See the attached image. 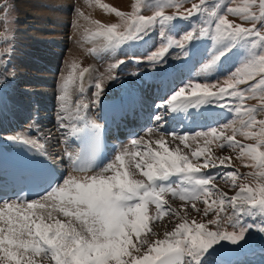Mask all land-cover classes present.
<instances>
[{
  "label": "snow or ice",
  "instance_id": "obj_1",
  "mask_svg": "<svg viewBox=\"0 0 264 264\" xmlns=\"http://www.w3.org/2000/svg\"><path fill=\"white\" fill-rule=\"evenodd\" d=\"M189 3L191 7L184 9ZM145 4L154 8L153 15L142 14ZM233 4L235 0L223 4L220 0H138L129 13L100 5L120 19L112 24L92 20L76 9L73 26L78 31L84 28L78 43L100 41L99 52L114 57L122 47L146 43L157 32L158 50L148 55L153 67L171 48L187 56L189 48L197 47L205 49V62L197 76L222 71L226 60L235 61V66L222 80L220 76L214 82L182 80L169 98L155 105L164 109L153 117L161 127L168 113H183L194 124H209L206 130L191 135L164 131L154 140L133 138L108 157L102 153L104 127L86 115L90 105L104 104L102 78L93 86L91 101L85 102L84 80L89 69L79 68L75 61L66 62V73L58 85V127L80 140L81 148L75 154H64L71 164L68 174L57 173L46 159H40L22 166L10 179L0 175V264H230L226 257L236 248L242 249L254 239L264 244V118H258L264 116V0ZM170 8L178 14L166 15ZM13 10L7 4L0 6V25L10 22ZM229 15L251 27L230 23ZM81 19L85 25L80 24ZM8 38L5 29L3 39ZM198 41L201 43H195ZM90 54L97 55L98 50L93 47ZM123 63L110 64L108 72ZM168 72V68L161 69L162 74ZM247 99L259 103L248 107ZM213 107L225 109L231 116L220 123L221 114L212 111ZM155 131L149 129L146 134ZM237 136L252 143H240ZM7 140L34 149L38 157L49 155L46 145L27 133ZM214 142L236 153L243 166L253 171L241 176L228 170L232 158H214L209 147ZM209 168L217 171H201ZM249 177L254 186L237 184L238 179ZM217 179L230 181L238 189L236 194L229 197L218 191ZM169 194L185 206H166L163 197ZM200 201L202 218L207 220L193 217L189 222L186 206L201 214ZM150 206L155 207L154 216L149 215ZM165 216L178 222L160 238L152 225Z\"/></svg>",
  "mask_w": 264,
  "mask_h": 264
},
{
  "label": "rangeland",
  "instance_id": "obj_2",
  "mask_svg": "<svg viewBox=\"0 0 264 264\" xmlns=\"http://www.w3.org/2000/svg\"><path fill=\"white\" fill-rule=\"evenodd\" d=\"M39 1V0H38ZM43 1V0H42ZM129 1V5L128 8L125 9L123 7H119L117 5H114L113 2L109 1V0H72V4L69 6V8L71 9H67L66 11L69 13H65L68 14L70 16V20L74 19V14L76 13V9L79 8L80 11L82 12H89V16L92 20H97L100 21L103 24H112V23H120V19L118 17H116L114 14L111 13H106L105 10L100 7V5H109L111 7H115L120 11H123L125 13H129L132 10V5L134 3H137L138 0H128ZM74 2V3H73ZM141 2H143V0H141ZM195 2L198 3V0H195ZM209 3H213L215 2V0H208ZM220 2L223 4L225 2V0H220ZM21 3V0H0V6L2 5H9L10 7H12L14 10L11 11L10 16H9V23L8 25H0V54H3V58L5 60L6 66H0V86L2 88V91L4 92L5 89L8 87V85L10 84V78H11V67L9 65V60L13 61L14 58L13 56L15 55H19L17 54L18 49L13 51V54L10 58L11 55V48L13 46V42L15 43L14 47H17V39L19 38L17 34L18 30L23 27V26H27L29 27L28 29L32 30L34 28V24L26 22L31 20V17H27L26 15H24V17L21 16V11H20V6L19 4ZM40 3V2H39ZM79 3V4H77ZM242 3V0H235V4L231 5V6H235L236 4H240ZM41 4V3H40ZM36 5V6H40ZM74 5V6H73ZM43 6V5H42ZM77 8H76V7ZM45 7V6H44ZM191 4H185L184 5V9L190 8ZM46 8V7H45ZM181 11H183V9H181ZM258 11V10H257ZM24 12V11H23ZM73 13V14H72ZM142 14L145 16H151L154 14V8H149L146 4L145 6L142 8ZM165 14L166 15H174V14H178L176 9H166L165 10ZM73 15V16H72ZM3 19V13H0V20ZM24 19V20H23ZM193 20L195 19V17L192 18ZM228 21L230 23L233 24H242L245 27H251L250 24H245L243 23L239 17H234L229 15L227 17ZM108 20V21H107ZM112 21V22H111ZM187 24V22H182ZM23 24V25H22ZM72 24V23H71ZM70 23L65 25L68 29L66 31V33L64 34V46H61L62 48H66L69 47L70 43L76 41V40H80L79 38L81 37V34L83 32H79V35L75 36V31L72 29H76V27H74L73 25H71ZM81 24V21H80ZM197 28L199 27V24L195 25ZM74 27V28H73ZM83 28V27H82ZM7 29L9 31V38L7 41H5L3 39V33L4 30ZM29 30V31H30ZM80 30V29H79ZM22 31V30H20ZM81 31V30H80ZM84 31V28H83ZM183 30H181L182 33ZM25 38V37H24ZM176 38H179V35H177ZM21 39V38H20ZM66 39V40H65ZM22 40V39H21ZM25 39H23L24 41ZM59 40L63 41L62 38H59ZM147 42H139L137 43L135 46L132 47H128V46H124L122 47V49L118 50L115 54V56L113 57L110 53L107 52H99V49L101 47V43L100 41H97L95 43V45L91 44V43H82L83 45H85L86 49H84V54L82 56L81 52L79 54V61L77 64L79 65V68H87L89 69L90 72L95 73V75H100L102 76V79H100L101 77H90L91 83L94 82V80H98L100 79V82L102 84V88L105 89H109L108 86H110L114 81L112 79H109L108 77L111 75V73H114L117 75L116 82L117 85L124 83L125 80H127L126 82H132L135 80H138L137 78H141V77H150L152 75L156 76L154 73L155 72H161L162 68H168L169 71H172L174 73V77H176L177 79L172 83V86L170 87L172 89V87L174 86V88H178L180 82L182 80H188V79H192L194 82H205V81H215L217 76H220L221 80L224 78V76L230 72L231 70L234 69L235 66V61L233 60H226L224 63V68L222 71L220 72H216V73H212L209 74L207 76L205 75H199L197 76V73L201 72V69L203 68V63L205 62L203 60V56L205 53V49L203 47H197L195 49H191L189 48L188 51V55H184L183 52L178 49V48H171L169 49V52L166 53L164 60L161 61L158 65H156L155 67H153L152 63L148 60V55L153 52L158 50V46H159V37H158V33L157 32H153L151 34L150 37L146 38ZM26 41V40H25ZM67 42V43H66ZM60 43V42H59ZM62 43V42H61ZM69 43V45L67 46V44ZM197 44H200L201 42H195ZM210 45V42H207ZM95 47L98 50V54L97 55H93L90 54V50ZM67 50V49H66ZM210 50V48H209ZM7 60V61H6ZM124 61L123 64H119L118 67L116 69H113L110 72V75L108 76L109 72H108V68L110 64L113 63H117V61ZM12 63V62H11ZM62 63V61H60V64ZM60 64H58V69L56 68V66L54 67H49L52 69H56V74L53 76H49L51 78V82H53L57 77L58 79L55 81L57 83V85H59V81L62 77V75H64L66 72L63 70L64 68H62L63 66H60ZM9 65V67H8ZM188 65H192V72H188ZM6 67V70H5ZM47 69L45 67L40 68L41 71L43 72H39L37 75H48L51 73H47V71H51V69ZM124 70V72H123ZM63 71V72H61ZM136 73H135V72ZM61 72V73H60ZM65 72V73H64ZM61 74L60 76L58 74ZM63 73V74H62ZM176 74V75H175ZM31 75V74H30ZM58 75L57 77H54ZM186 75V76H185ZM125 76V77H124ZM157 76H161V73H159ZM145 77V78H146ZM53 78V79H52ZM55 78V79H54ZM105 78V79H104ZM12 79V78H11ZM12 81V80H11ZM35 82V81H34ZM176 82H179L177 85ZM12 83V82H11ZM28 81L26 82H21L19 85V89H23V90H27L31 88L32 90H35L37 87V83L34 84H27ZM33 83V82H32ZM90 82L85 81L84 80V84L85 86H87ZM96 83V82H94ZM160 84V85H158ZM157 85L155 84V86L160 87L162 83H158ZM28 85V87H27ZM32 85L33 88H32ZM91 86V85H90ZM89 86V87H90ZM247 85H241V88L246 87ZM11 87V85H10ZM10 87L8 88V91L10 89ZM30 87V88H29ZM121 88V85L118 87ZM155 88V87H153ZM170 88L168 90H170ZM20 90V91H23ZM110 90V89H109ZM107 90L104 93V96H107L109 94H111V92H113L114 90L111 89V91ZM167 90V91H168ZM28 91V90H27ZM58 92V91H57ZM115 93H117V91H114ZM166 92V91H164ZM171 90L169 92H167L166 96L163 98V100H166V97L169 98V94H170ZM148 96V97H147ZM150 96V97H149ZM163 96L162 94H158L157 95H151V94H146V97L150 99H152V102L150 100V103H152L151 105L153 106L154 109V105L158 103H156L157 99H161ZM161 97V98H160ZM40 98V99H39ZM42 97H38L39 100H41ZM54 98L57 100V94L54 93ZM44 98H42L43 100ZM154 100V101H153ZM58 102V100H57ZM59 103V102H58ZM258 101L257 100H253V99H247L245 101V105L248 107H255L258 105ZM55 105V104H54ZM58 108V106H57ZM56 109V108H55ZM220 110V108H212V110ZM155 110H158L157 107ZM162 111H164V109H161ZM222 110V109H221ZM219 112H222V111ZM225 110V109H223ZM226 111V110H225ZM223 111V112H225ZM56 113L58 114V112L56 111ZM172 114V113H170ZM182 114V113H180ZM231 116V114H229V116H227L226 118L221 119L220 123L225 122L229 117ZM57 117V116H56ZM258 118H264V116L258 117ZM184 118H182L181 122L176 123L174 122V124H178L179 127H173V125H169V130L167 132L171 133V132H176L178 134H184V135H191L194 134L195 132L198 131H203L206 130L207 127L209 125L206 126V128H203L202 125H199V127H195V124L192 122L191 117H188L187 119L189 120V125L186 126L184 121ZM176 121V119H175ZM159 123V121H158ZM194 124V129H188L189 126H191V124ZM204 123V122H202ZM211 126H215V124H211ZM179 128V129H178ZM141 131L139 130H135L134 132H139ZM160 134L163 133V131H159L157 130ZM146 132H148V130H146L145 132H143L140 137L142 135H144V139L145 140H149V139H157L159 134L156 133H152L151 135H147L145 134ZM226 134H231L230 131L227 132ZM134 136V135H133ZM167 139H170V137H166ZM236 140L239 141L240 143H252V141L245 139L242 136H237ZM124 145V147H126L125 142L122 143ZM203 145V142L201 141V146ZM153 147H155V145H152ZM183 147V146H181ZM193 147H195V145H193ZM210 149H211V155L215 158V157H224V156H230L231 159V168L228 170H236L238 171L241 176H244L248 173H251L253 171V169L248 168L243 166L242 162L240 159H237V154L228 150V149H221L219 147H217L216 143H212L211 145H209ZM184 151H187L186 149ZM245 163H247V161H245ZM211 169V168H209ZM203 173H209V171H206L207 169H201ZM212 172L217 171V169H211ZM247 183L249 185L254 186V181L251 179V177H249L247 180H242V179H238L237 180V184H244ZM215 186L216 189L220 192H224L227 194V196L231 197L233 195L236 194V191L238 189H233L231 186V182L229 181L228 183H225L224 181L217 179L215 181ZM182 206H185L184 203L179 202V201H173L172 203V207L175 209H180ZM189 209V215H188V220L189 222H191V220L193 219V217H195L197 219V221L203 222L207 220V217H203L202 218V210H203V202H197V207L201 209V214H197L195 212H192L190 210L191 206L187 205L186 206ZM150 216H152L151 214H149ZM211 215V213H210ZM178 221L176 220L175 217L169 218L167 216L163 217L162 220L156 222L155 224L152 225L153 230L156 231L159 234L160 238H163V233L166 230H172V228L174 227L175 223H177ZM212 227V226H210ZM229 231H231V228H228ZM151 239H155V237H150ZM252 244H254L253 246H251ZM230 247H235V246H230ZM255 247V248H254ZM248 248V245H246L244 248H236L235 251L233 252H241L244 249ZM245 249V250H246ZM264 252V244H261V242L258 239H254L251 241L249 248L247 249V251L245 252V258H243L242 256L237 257L236 258V262L235 259L233 258V264H260V261L264 260V255L261 256V254H263ZM247 254H249L250 258H246ZM252 255V256H251ZM254 256V257H253Z\"/></svg>",
  "mask_w": 264,
  "mask_h": 264
},
{
  "label": "bare ground",
  "instance_id": "obj_3",
  "mask_svg": "<svg viewBox=\"0 0 264 264\" xmlns=\"http://www.w3.org/2000/svg\"><path fill=\"white\" fill-rule=\"evenodd\" d=\"M109 1L113 2L114 5L123 7L125 9H127L129 5L128 0ZM39 4L40 6H36ZM71 4L72 0H21V3L19 4V8L22 13L21 16L24 17V15H26L27 17H31L32 19L26 22L34 24V28L30 30L28 29L29 27L23 26L18 30L17 34H19V38L16 41L18 47L17 54L19 55L13 56L14 60L11 63L13 67L11 87L6 94L0 93V97H2V103H0V133L3 134L4 137H6L7 134H12L14 132H22L23 134H25L27 133L26 131L29 130L30 125H32L31 128H37L38 132L36 136L38 137V139L46 138L45 141L48 139L47 136H54V138H56V135H58V130L61 132L64 131L67 134V129H60L58 127V114L56 113V111L58 112L57 106L59 103L54 98V93L58 95V85L55 81L58 79L57 76H60V73L63 71L54 76L57 78H54L55 80L51 82L50 77L55 75L57 70L49 67L56 66L57 68L58 64H60V61H62L60 66H63L62 68H64L63 70L66 72V62L75 61L76 63H80L78 59L79 54L81 52L83 56V51L84 49H86L85 45H83L82 43H78L79 40L70 43V45L68 43L67 46L69 45V47H61L64 46V34L68 29L65 25L69 23H72L71 25H74L77 20V12L74 14L75 18L73 20H70V16L68 15L69 13L66 11L67 9H71L69 8ZM84 14L85 16L90 17L88 11L84 12ZM80 21L81 25L86 24V21H84L83 19H81ZM73 30L75 31V36L79 35V32H83L82 27L80 28L81 31H78L77 28L72 29V31ZM59 38H62L63 41L59 40ZM23 39H25L26 41H23ZM40 61L41 64H39ZM43 67L51 69V71H47V73L51 74L37 75L41 71L40 68ZM145 77H139L137 78L138 80L132 82H126L127 80H129L127 79L124 81V83L117 85V87L121 85L122 90L125 87H128V89L125 91L126 95L131 96L132 93H134L139 98L138 104L140 106V111L135 113L137 120L130 121V125L128 126L129 131H131L130 136H133L135 133L134 131L139 130V128L145 124L147 118L152 120L153 115L156 114L153 106L151 105L152 103H150V100L152 102V99L149 100V98H147L148 96L146 97V94L148 93L158 96L159 93L162 94L164 93V91H167L172 86V83L177 79L174 76H170L165 80V77L161 78V76L152 75L150 77ZM26 81H28L27 84L37 83L36 89L32 91L30 87V89H27L28 91L19 89V84ZM158 83H162L161 88H157V86H155V84L157 85ZM34 85H32V88ZM84 87L85 102H90L94 88H90L88 85L85 86V84ZM109 91H111V89ZM114 91L111 92V94L102 97L104 101L102 107H91L90 105L89 110L86 114L89 121H96L97 117H100L102 115L107 101L118 96V93H115ZM38 97H42L44 99L42 100L41 98V100H39L40 98L38 99ZM72 99L73 102H75L77 97L73 95ZM134 106L135 104H133L132 102H129L128 105H126V107L122 111L123 122L125 121L124 119L126 117V113L133 111ZM12 107L15 108L18 112L14 111ZM53 108L54 110L51 112ZM212 111L221 114L218 116L217 120H220L221 118L223 119L228 116V114H230L225 110H221L222 112H219L220 110L217 111L216 109ZM29 113L30 117L27 119L28 122L27 124H24L26 116ZM13 117L15 118V121H13ZM141 120L142 123L139 124L138 122ZM165 123L166 122H163V124ZM158 124L161 125V122H159ZM122 127L124 130H126L124 128L125 126ZM132 128H134L133 132ZM67 138L70 139L71 136L67 135ZM46 146L48 147V150L55 149V153L51 154L52 159H54L59 164L67 162L69 166L70 162L67 160L64 154L66 152L75 154L77 150L75 144L71 141L64 149L62 147V144L51 140L46 143ZM122 147H124V145L121 143L119 149Z\"/></svg>",
  "mask_w": 264,
  "mask_h": 264
}]
</instances>
